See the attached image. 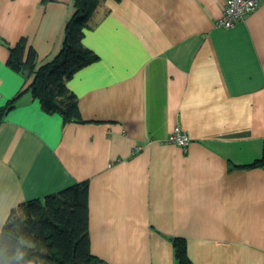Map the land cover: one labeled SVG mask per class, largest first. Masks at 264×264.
I'll return each instance as SVG.
<instances>
[{
    "label": "crops",
    "instance_id": "1",
    "mask_svg": "<svg viewBox=\"0 0 264 264\" xmlns=\"http://www.w3.org/2000/svg\"><path fill=\"white\" fill-rule=\"evenodd\" d=\"M225 0H104L67 81L83 122L33 98L7 64L61 49L73 0H0V230L27 200L87 181L91 253L109 264H264V1L230 27ZM179 126L189 138L167 143ZM138 148V150H136Z\"/></svg>",
    "mask_w": 264,
    "mask_h": 264
},
{
    "label": "trees",
    "instance_id": "2",
    "mask_svg": "<svg viewBox=\"0 0 264 264\" xmlns=\"http://www.w3.org/2000/svg\"><path fill=\"white\" fill-rule=\"evenodd\" d=\"M104 0H73L74 12L65 26L59 52L38 65V55L21 37L9 47L10 68L33 76L27 87L44 111L57 113L63 123L83 122L75 94L67 81L98 55L82 43L88 20ZM0 108V121L15 103ZM241 168L264 169V155ZM88 182L81 181L43 198L27 200L12 212L0 230V264H109L90 250ZM177 264H193L183 238H173Z\"/></svg>",
    "mask_w": 264,
    "mask_h": 264
},
{
    "label": "built area",
    "instance_id": "3",
    "mask_svg": "<svg viewBox=\"0 0 264 264\" xmlns=\"http://www.w3.org/2000/svg\"><path fill=\"white\" fill-rule=\"evenodd\" d=\"M262 1L264 0H225L222 15L215 23L220 27H230L253 12ZM165 142L185 148L189 144L190 138L179 126H175L169 132Z\"/></svg>",
    "mask_w": 264,
    "mask_h": 264
},
{
    "label": "water",
    "instance_id": "4",
    "mask_svg": "<svg viewBox=\"0 0 264 264\" xmlns=\"http://www.w3.org/2000/svg\"><path fill=\"white\" fill-rule=\"evenodd\" d=\"M25 75H27V72H24Z\"/></svg>",
    "mask_w": 264,
    "mask_h": 264
}]
</instances>
